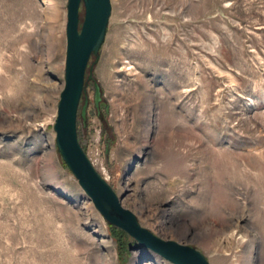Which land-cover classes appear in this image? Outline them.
I'll return each instance as SVG.
<instances>
[{
    "label": "rangeland",
    "instance_id": "374dc122",
    "mask_svg": "<svg viewBox=\"0 0 264 264\" xmlns=\"http://www.w3.org/2000/svg\"><path fill=\"white\" fill-rule=\"evenodd\" d=\"M66 21L67 0H0V264H175L109 223L57 150ZM77 132L143 226L264 264V0H111Z\"/></svg>",
    "mask_w": 264,
    "mask_h": 264
},
{
    "label": "water",
    "instance_id": "95a60500",
    "mask_svg": "<svg viewBox=\"0 0 264 264\" xmlns=\"http://www.w3.org/2000/svg\"><path fill=\"white\" fill-rule=\"evenodd\" d=\"M81 5L84 15L80 22ZM110 11L111 0H67L65 82L53 123L57 150L104 218L125 230L138 246L149 248L175 264H211L195 246L161 237L143 226L136 213L123 205L121 196L96 169L79 141L77 115L85 89V69L90 55H98ZM84 109L85 105L83 114Z\"/></svg>",
    "mask_w": 264,
    "mask_h": 264
}]
</instances>
